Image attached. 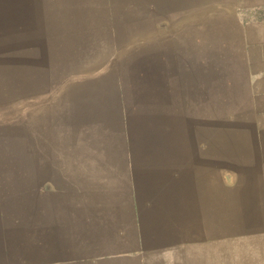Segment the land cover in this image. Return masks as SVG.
Masks as SVG:
<instances>
[{
    "label": "rangeland",
    "instance_id": "374dc122",
    "mask_svg": "<svg viewBox=\"0 0 264 264\" xmlns=\"http://www.w3.org/2000/svg\"><path fill=\"white\" fill-rule=\"evenodd\" d=\"M112 3L91 35L0 42V264H264L263 124L217 73L243 42L205 56L215 28Z\"/></svg>",
    "mask_w": 264,
    "mask_h": 264
},
{
    "label": "crops",
    "instance_id": "0c3cea01",
    "mask_svg": "<svg viewBox=\"0 0 264 264\" xmlns=\"http://www.w3.org/2000/svg\"><path fill=\"white\" fill-rule=\"evenodd\" d=\"M124 26H151L168 28H215L214 37L200 38L202 53H221L233 57L241 49L246 53V63L221 67L232 75L243 76L241 98L253 108L257 122L263 124L262 139L263 178L257 186L264 197V0H118ZM112 0H0V42L13 45L34 44L37 52L56 36L81 32L93 34L96 22L109 24ZM100 11H103L102 13ZM132 11L141 14H132ZM108 20V21H107ZM130 20V22H128ZM107 22V24H105ZM74 28V29H73ZM230 28V35H222ZM71 30V31H70ZM204 35L206 36L205 32ZM53 37V39H52ZM223 42L228 44H223ZM230 53V54H229ZM244 58V57H242ZM234 94L237 93L235 90ZM234 98V97H232ZM251 112V113H252ZM264 201V200H263Z\"/></svg>",
    "mask_w": 264,
    "mask_h": 264
},
{
    "label": "bare ground",
    "instance_id": "6f19581e",
    "mask_svg": "<svg viewBox=\"0 0 264 264\" xmlns=\"http://www.w3.org/2000/svg\"><path fill=\"white\" fill-rule=\"evenodd\" d=\"M3 47V46H2Z\"/></svg>",
    "mask_w": 264,
    "mask_h": 264
}]
</instances>
